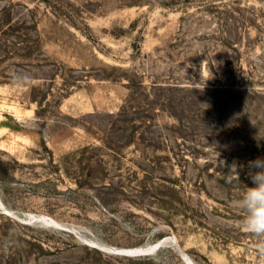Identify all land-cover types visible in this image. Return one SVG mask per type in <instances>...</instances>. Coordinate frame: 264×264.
<instances>
[{
	"label": "rangeland",
	"instance_id": "rangeland-1",
	"mask_svg": "<svg viewBox=\"0 0 264 264\" xmlns=\"http://www.w3.org/2000/svg\"><path fill=\"white\" fill-rule=\"evenodd\" d=\"M257 161L264 0H0V264H264Z\"/></svg>",
	"mask_w": 264,
	"mask_h": 264
},
{
	"label": "clouds",
	"instance_id": "clouds-1",
	"mask_svg": "<svg viewBox=\"0 0 264 264\" xmlns=\"http://www.w3.org/2000/svg\"><path fill=\"white\" fill-rule=\"evenodd\" d=\"M255 166L264 168V161L255 162ZM233 165V170H235ZM236 172V171H235ZM236 179L238 180L237 173ZM255 186L247 189L236 206L245 212L243 225L250 233L264 237V171L252 176Z\"/></svg>",
	"mask_w": 264,
	"mask_h": 264
},
{
	"label": "water",
	"instance_id": "water-1",
	"mask_svg": "<svg viewBox=\"0 0 264 264\" xmlns=\"http://www.w3.org/2000/svg\"><path fill=\"white\" fill-rule=\"evenodd\" d=\"M125 253L127 254H135V255H139V254H144L147 253L149 251L148 247H141V248H135V249H129V250H123Z\"/></svg>",
	"mask_w": 264,
	"mask_h": 264
},
{
	"label": "bare ground",
	"instance_id": "bare-ground-1",
	"mask_svg": "<svg viewBox=\"0 0 264 264\" xmlns=\"http://www.w3.org/2000/svg\"><path fill=\"white\" fill-rule=\"evenodd\" d=\"M7 208V207H6ZM43 218V217H42ZM157 244V243H156ZM152 245V244H151ZM150 246V245H149ZM148 246V247H149ZM141 247H145V246H133V247H128V248H123V249H127V250H129V249H135V248H141ZM122 253V252H121ZM131 255H133V254H131ZM188 262V261H187Z\"/></svg>",
	"mask_w": 264,
	"mask_h": 264
}]
</instances>
